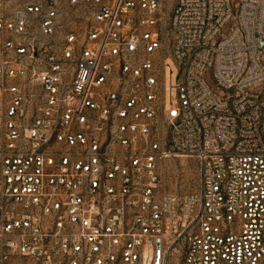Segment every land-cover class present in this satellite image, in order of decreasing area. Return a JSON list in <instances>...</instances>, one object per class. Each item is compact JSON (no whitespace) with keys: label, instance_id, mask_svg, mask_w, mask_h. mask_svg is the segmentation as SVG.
Masks as SVG:
<instances>
[{"label":"built area","instance_id":"1","mask_svg":"<svg viewBox=\"0 0 264 264\" xmlns=\"http://www.w3.org/2000/svg\"><path fill=\"white\" fill-rule=\"evenodd\" d=\"M0 264H264V0H0Z\"/></svg>","mask_w":264,"mask_h":264},{"label":"rangeland","instance_id":"2","mask_svg":"<svg viewBox=\"0 0 264 264\" xmlns=\"http://www.w3.org/2000/svg\"><path fill=\"white\" fill-rule=\"evenodd\" d=\"M207 77L211 82L210 74ZM160 176L163 190L178 195L190 193L198 187V164L196 160L182 156L165 159L160 164Z\"/></svg>","mask_w":264,"mask_h":264}]
</instances>
